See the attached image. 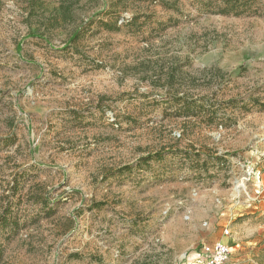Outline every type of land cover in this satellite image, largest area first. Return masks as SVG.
Masks as SVG:
<instances>
[{
  "label": "rangeland",
  "instance_id": "obj_1",
  "mask_svg": "<svg viewBox=\"0 0 264 264\" xmlns=\"http://www.w3.org/2000/svg\"><path fill=\"white\" fill-rule=\"evenodd\" d=\"M191 1L0 0V264H199L219 241L227 264H264V0L253 17ZM137 14L168 28L103 25Z\"/></svg>",
  "mask_w": 264,
  "mask_h": 264
},
{
  "label": "trees",
  "instance_id": "obj_2",
  "mask_svg": "<svg viewBox=\"0 0 264 264\" xmlns=\"http://www.w3.org/2000/svg\"><path fill=\"white\" fill-rule=\"evenodd\" d=\"M130 0H118V3L114 4L116 7L118 4ZM135 2H146L150 4H158V0H132ZM191 4L198 10L199 13L208 15H219V16H233V17H253L259 15V9L257 8V0H192ZM58 14L64 18L72 17L70 7L66 6L62 1L59 8L56 10ZM155 24L156 28L150 29L154 33L162 32L168 26L161 21H154L153 15L137 14L131 18L121 17L116 19L115 22L104 23L103 25L110 31H119L123 27H133L136 29V33L145 34L144 28ZM151 36V35H149ZM81 38V30H77L71 37V42H75ZM169 103L174 107V114L177 117L190 118V117H201L206 123H214L217 120L218 111L215 110L216 104L210 99L201 97L198 99H192L185 95L169 94ZM227 108H240V101L238 99H232L225 102ZM256 104H260L256 102ZM264 109V104L259 105ZM242 109L247 110V106L244 105ZM161 153H156L143 158V163L156 159H162ZM128 169V167L126 168ZM6 212V210H5ZM8 213V212H7ZM7 215V214H5ZM0 221H3V225H8L7 217H1Z\"/></svg>",
  "mask_w": 264,
  "mask_h": 264
},
{
  "label": "built area",
  "instance_id": "obj_3",
  "mask_svg": "<svg viewBox=\"0 0 264 264\" xmlns=\"http://www.w3.org/2000/svg\"><path fill=\"white\" fill-rule=\"evenodd\" d=\"M226 234L230 233L226 231ZM232 248L223 241L214 244H205L198 253L199 264H227Z\"/></svg>",
  "mask_w": 264,
  "mask_h": 264
},
{
  "label": "bare ground",
  "instance_id": "obj_4",
  "mask_svg": "<svg viewBox=\"0 0 264 264\" xmlns=\"http://www.w3.org/2000/svg\"><path fill=\"white\" fill-rule=\"evenodd\" d=\"M242 185V180L238 182V186H237V189L240 188ZM238 192V191H237Z\"/></svg>",
  "mask_w": 264,
  "mask_h": 264
}]
</instances>
